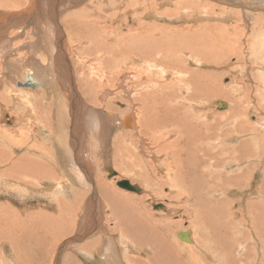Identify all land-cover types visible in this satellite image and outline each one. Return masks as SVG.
<instances>
[{"label": "rangeland", "instance_id": "rangeland-1", "mask_svg": "<svg viewBox=\"0 0 264 264\" xmlns=\"http://www.w3.org/2000/svg\"><path fill=\"white\" fill-rule=\"evenodd\" d=\"M70 1L74 2L77 0H70ZM80 1L79 4L75 3V5H73L74 8L66 11L64 6L66 4V1L61 0L58 3V5H54L53 10L51 11V15L53 14L54 15L51 17V15H49V2L52 3L53 1L44 0L42 9L43 12L45 11L46 15L44 14L45 17H43L42 15L41 21H39L38 19L37 27H35L32 22V19L34 17L32 16H30V18L27 17V21L24 22L25 19L23 18H25L28 15V13H22L20 15L16 14L18 16L14 15L15 13H19L27 9L30 6L29 4H31L32 0H12V1L8 0V4H6V6L4 5L5 7L1 5V0H0V42L5 40L6 38L11 40L9 46L14 51L17 48L19 50L25 48L26 47L25 45L32 46L37 42L38 39L41 41V36L43 31L45 32L47 38L49 39L51 38V41L56 39V33L54 28L59 26L61 31L60 33L62 34V35L60 34L61 36L59 35L60 36L59 40L65 45V48L63 49V53H66L65 54L66 57L61 53H58L59 55L57 54L58 56L62 55V57L60 56V59L64 61L63 62L61 60L63 62L64 67L66 66L65 67L66 70L63 67H61L62 69L61 71L59 70L60 72L59 74L62 75L59 76V78L61 77L60 81L62 80L61 85H63L62 87L68 93L67 95L71 105H74V103L77 102L83 103L82 104L83 106H81L82 111L80 110V117L78 119L75 116L76 112L73 111V108L72 109L70 108V111H68L70 117H72L69 119L71 122H69L68 124V126L70 125L68 131L71 135V136L69 135V137H72V139H74L75 132H77L78 143H79V144L77 143V147L79 145L78 149L82 148L81 153L78 154H76L75 152L73 153V158L75 159L77 158L76 159L77 163H79L78 160L80 158L81 163H84L83 165L86 164L87 166H89V168L87 167L84 170L83 168L79 169L77 166H73L71 163H68L66 159L65 162L59 159L62 168H60V164L58 166V161H57L58 159H56V156L51 152L52 150H56L58 153V150L56 148L57 143L55 142L56 141L55 135L53 134V129H52V127L55 126L52 125L54 124L53 123L54 119L52 121V115L50 116L52 111L54 112V109L56 110V107L58 105L56 99L57 95H55V93L57 94V92L54 91L53 89H49L48 90L49 94L47 95L48 100H47L46 99L47 97L44 98L39 91L36 90L35 92L33 87H21L18 86L17 84L14 85L12 80H7L6 82H8L9 84L6 83L5 85L4 84L5 82H2L3 77H4L3 79H6V77L2 74L5 71V67L3 64L4 58H2V56L0 55V81H1L0 132H5L4 135L7 138V140L4 139L6 143L0 145L4 147L8 146L7 155L9 156L10 159L9 162L15 160L16 157L20 159L21 157H23V155H27L24 153L31 151L33 153L31 154L36 158V160L40 161L42 164L41 172H43L44 170L43 167H45V169L47 167L48 169L51 170L50 173L51 175L52 165H57V168L60 171L68 172L65 173L68 177H70V182L74 185L73 186L74 188L70 186V188L67 189L68 185L65 182L66 183L65 188L67 189L65 193H73L76 196L78 195L77 192L82 193L83 190L88 191V196H87L88 200L86 202L85 207L82 201L81 212L79 213V211L76 210L77 212H75L74 218L71 219V224H73V220L77 221L76 229H74L72 233L71 232L68 233L69 236L71 235L70 237H66L68 236V234L65 235L66 237L65 239L74 240L73 241L74 243H72L71 245H68L67 243L65 245V248L63 246V251L61 252L60 248L57 247L59 243H57V245L55 243L53 244L56 235L60 234L58 231L61 228V224L59 223V221H57L58 218L56 214L53 215L46 211H42L41 214H38L37 221L35 223L33 222L29 223L28 228L26 229L24 248L20 246L21 238L18 236V234L20 228H22L23 220H21V217L19 216L17 210L24 211L25 209L22 206L21 198L17 196L18 194L17 190L15 189L8 190L7 186L0 185L1 191L4 192L9 191L8 194L5 193L0 194V203L4 207H6V211H8L9 213L11 211L10 215L7 214L3 219H1L2 222L0 220V243L3 244L6 241L10 242V238H11L14 240L13 245L15 249L14 250L15 252L10 251L11 242L5 243L3 249L0 250V257H1L0 260L6 261V259L4 258L6 257L7 259L10 260L11 264H55L56 262H52V259H50V254L52 253L54 254L57 252V254L56 255L54 254V256L55 258H58L59 264L61 263L67 264V260L65 259V257L68 258V264L74 261L76 262V264L79 263L106 264L107 262H109L108 264H115V263L118 264V261L119 264H140V263L146 264L148 262H150L149 264H161L160 260L157 258L161 255L156 257L155 254H159V252L160 253L167 252L166 250L169 249L170 251L173 250L175 253H177L178 251L181 254V259L183 260L184 264H226L228 263L227 261L228 254H230L231 260L233 261L231 262V264H233L235 260L236 262L234 264L236 263L248 264V262L249 264H256V263L264 264V249L262 248L263 246L260 247L261 244L259 246H257L256 244V241L260 242L263 239L260 240L257 239L256 235L253 232V227H254L253 214L258 208H260V207H256L257 204L256 198H258L256 193L257 190H259V187L262 188L261 194L262 195L264 194V136H263L264 135V87H263L264 68H262V65L264 66V44H263L264 30L261 31V29H259L258 26L254 28L256 23L255 18L258 19V17L261 16L263 17L262 20L264 22V0H239V1L225 0V2L224 0H219V2L218 0H80ZM122 1L124 2L126 1V2L124 3ZM130 2L133 3L129 5L128 3ZM174 2H177L178 5H174ZM237 3L240 6L237 5ZM111 4L113 6L115 5L113 7L114 9L113 8L111 9L112 7ZM127 4L129 5V7H127ZM108 7H110V10L108 9ZM156 7L157 10H154ZM146 8H148L149 10H146ZM168 9L171 10L175 9L174 10L175 12L168 11L170 15L172 14L171 16L162 17L156 15L157 12H164L165 10ZM83 10L88 12V14L90 15L88 17H84V20L85 18H87V20L92 18L101 19L102 25L104 26V30L106 31V33L101 34L102 28L100 30L99 27L94 25V26H90V29L89 27L86 28L85 32H83L82 36L83 39L85 40H82L81 42H80L81 39L79 41L73 40L68 33V29L66 28V19H67L66 17L67 15L70 16L72 13L77 14ZM85 11L83 14L86 16ZM104 11L107 13L104 14ZM113 13H115L116 15ZM112 14L115 15V19L118 21L115 20L113 21L114 23L110 21V16H112ZM48 16L51 18H49ZM179 18H181V20ZM18 20L19 22L21 20L22 21L18 23ZM54 21L57 22L58 26H55ZM111 24L113 25L111 26ZM228 24L232 25L231 30L233 33L235 31L234 33L235 38L239 42L237 43L239 45L241 44L240 47L238 48L239 55L237 54V56L234 54H228L224 58H222L219 62H203L205 65L204 64L202 65V63L201 65H199V63H193L192 61L189 63L185 62L188 57L187 54L185 55L179 54V58L177 57V59L173 55H170L174 53V46L172 45L171 49H169L170 51L168 50V55H169L168 57H170L171 59L170 61L172 63L168 64L167 66L166 63H157L154 60L145 59V56L149 55V53L143 51L145 48L149 50L152 47L155 49V51L160 50L159 48H161L160 47L161 44H159V48H156L154 44L160 43V41H162L161 39H159V37H161L162 34L167 33L168 39L175 36L174 32L169 31L168 27L173 29L176 28L187 29L188 27H191L196 31L198 30L200 34L207 35L211 25H214V27L218 28V30L221 31L222 29H224L221 26H226ZM74 25L75 24H70L71 27H74ZM145 25H147L146 27L148 29H145L146 31L141 30V27ZM37 28L39 30L38 32L39 35L36 34V32L38 31ZM236 29H238V31H236ZM113 32H118L117 36H119L118 37L119 39L117 38L113 39L114 37H117L115 34L113 35L114 37L112 36L113 38L110 37V35ZM183 32L184 31L177 32L179 39H181L184 36ZM260 32H263V36L259 35ZM190 35L192 34H188L185 36H190ZM240 36H242V38H240ZM141 37H146V38L150 37L151 40L147 39L146 41H144V43L143 40H145V38L140 40L139 42L135 40V38H141ZM133 40L136 41V43H138L137 45L139 46L140 51L136 53L130 51V55H129V53L127 52V47L132 45L130 43H133ZM99 41L106 42L108 44V48L107 47L103 48V46L94 47L95 43H99ZM41 46L42 48L45 47V45L42 42H41ZM39 48L41 50V47ZM123 48H126V50L123 51L122 50ZM24 50L25 49H23V51ZM80 52L83 54H80ZM95 52L97 53V55ZM20 53H24V52H22L21 50ZM43 53H41V51L35 53L37 54L35 55V57L38 55L40 57L42 56L39 59L40 63H43L44 61L48 62L49 60L46 51H43ZM55 54L56 51L54 55ZM138 54H141V57H137ZM17 55H19L18 57H21L22 54H17ZM21 59H30V58H27V55L25 54L22 55ZM106 59L109 62H106ZM239 62H241L242 64H240ZM44 63L46 64V62ZM99 63H101L103 67L102 65L100 66ZM151 64L152 66H150ZM242 65L243 67H241ZM106 66H107V70L105 69L106 70L105 72L104 67ZM161 66L162 68H158ZM185 66L193 71L199 70L202 76L204 75L208 76L210 72L211 73L214 72L213 74L216 75L217 78H219L218 79L219 81H217L218 84L216 85L217 87L220 86L222 90H226L227 93L230 94L229 93L230 90L235 89L234 87L237 86L241 90V92H239L240 95L239 96L237 95L238 96L237 97L231 93L230 97L228 96L224 97V96H219L218 93L216 92L213 96H211V94L209 93H203V92L202 95H198L195 93L194 95L192 93L193 91L189 81L188 72L185 74L184 71L181 70ZM69 68L71 69V71L69 70ZM99 68L101 70L103 69L102 71L104 72H102ZM243 69H244V73L241 71ZM205 72L207 73V75ZM45 75H47L46 71H45ZM81 76L84 79L86 78L88 80L91 79V82L94 81V83L96 84L95 89L97 90L93 92L92 97H89L83 91L84 88L80 83ZM103 76H105L104 79ZM69 78H71V80L74 81L73 83L75 85L74 87L75 90H72L70 86L71 83L68 82L70 81ZM233 82H236V85L232 86ZM163 84H164V89H160L161 85ZM125 89L128 90L129 93H127ZM159 89L164 91L166 90L165 92H167V90L173 93L176 92L178 95L176 99L179 103H184V104L199 103L198 105L199 107H201V110H203L204 113L203 116L205 120L211 122L220 121L223 118L222 117L223 114L221 113V111L224 113L225 111H228L231 107L232 104L231 102H233V104L235 102L240 103L239 99H241L240 101L242 102L247 101L245 103H247L248 106L246 107L247 109L244 108L246 110L244 111V116L245 119L248 120L247 127L251 132L254 133V135H252L251 133H250L251 135L249 134L248 135L250 137H254V136L263 137V141H262L263 143L260 142L261 144L260 147L257 143V146L259 148H262V151L260 150L261 160L259 161L263 163L262 165L263 167H260L261 169L258 168L255 170L254 169L251 170L249 179L243 185L244 187L242 185H239L240 187L235 185L234 186L235 188L232 186L233 189H238L243 187L242 190H238V191H244V193L242 194L243 196H246L245 199L246 204L244 202L243 207L238 204V201L241 203H243V201L237 198V196L240 195L236 194V190H233V192L230 193L231 194L230 196L232 195L235 196L229 199V203L226 202L224 203L225 205L224 204H222V206L220 205V209L222 210L223 208L224 210V212L222 213L223 216L219 215L220 218L222 217L221 222L223 223L224 221L223 225L227 224L226 228L229 229L231 227V224L234 223L236 226L234 227L235 230L232 231L233 235L235 237L236 236L241 237V235H243L244 237L246 236L244 240L245 242L243 243L236 242L235 240H233L235 242L234 243L232 241L233 244H237V243H239L238 245L241 244L239 246V249L238 246L237 248H234L235 250L232 248L233 252L230 247H227L228 245L226 244V242H224L225 239V241L228 240L227 242L231 243L230 237L228 238L225 235V231L219 232L214 227L215 225L213 224L212 221L209 220L208 217L204 216V218H200L199 216H196L200 212V209L198 204H196L198 203V199H197L198 197L193 194V192L191 191L192 189L190 187L186 189L182 187L183 188L182 191L183 190L185 191H183V193H180L179 190L181 187L179 188L177 186L175 181L177 179L175 178V175H172L173 172L172 173L170 172L171 174L169 173L167 169V164L174 163L172 164L173 166H176V164L182 166L184 165L185 162V158H183L184 156L181 157L182 159L181 158H176L177 160L174 159L172 149H168L169 151L168 150L164 151L162 148L161 150H158L157 146L159 145L157 143V140H154L153 143L152 142L153 139L151 138L152 136L150 135V133H147L145 135L141 134L142 128L139 125L141 123V119H140L141 113L143 111L144 115L147 113V116H149L148 113H150V110L152 108L150 101H148V99L151 100L152 98L151 97L152 94L150 92H154L155 94L159 92ZM31 90L34 91L31 92ZM76 91L78 92V96L81 101L77 100L74 97L75 95L74 92ZM191 93L193 95H191ZM102 97L104 98L103 101H102ZM143 97L146 98L144 99ZM70 98L72 99V101ZM184 98L186 100H183ZM20 100L21 102L18 103ZM141 100L143 101L141 102ZM220 100L222 101L224 100L228 102L227 103L228 106L225 109H218L217 101ZM145 101L147 102L145 103ZM195 101H198V103ZM26 103H28V106L26 105ZM40 103L41 105L45 104V106H47L48 110L45 115L50 116V118H48L49 122L42 119L39 115ZM143 103L146 105H144ZM28 107L29 109H32L33 112L29 111ZM89 108H94L96 110H101L103 112H106L107 110V113L112 112L113 115L115 116L117 114L116 117L118 118L120 117V119L125 117V115L127 114L128 115L132 114L135 118L137 114L136 116L137 120L135 118L132 121L134 125H132L133 124L132 123L131 125H127V127L121 126L120 130H118L116 133H113L114 135L112 134L111 137L101 136L99 134L97 135L96 134L97 132H95L96 129L93 128L91 124L87 123L88 122L87 120L90 119ZM146 108L149 110H147ZM10 112L13 113L12 116H14L11 120L9 116L11 115ZM161 112H162L161 109H159L158 111H154L152 114H150V116L154 118L155 115L157 116L158 114H161ZM206 113L208 115H205ZM212 117L214 118L216 117V118L214 119ZM137 123H139L138 128L136 127L138 126ZM72 126H74V128ZM5 127L8 129V133L5 131L6 130ZM258 129L260 130V132ZM169 130L171 132H169ZM169 130L166 131V128H164L163 130L156 131L155 133L156 135H158V133L160 132V135L158 136H162L164 138V140L161 141V145L164 143H167V145H169L170 140L172 141V143L176 142L175 143L176 145H180L181 143L183 145L184 143L187 142L186 141L187 139L184 135L183 136L180 135V137L175 139L176 137V135L174 134L175 130H173L172 128L170 129V127ZM165 131L167 132V134H165L166 133ZM92 132H94L95 134ZM141 135L142 137H140ZM245 135L246 138H249L247 134ZM14 136H16V138ZM52 137L54 140L52 139ZM140 138H145L144 139L145 146H142V139ZM31 143L33 146L36 145L34 146V148L38 151L37 153L32 151ZM126 147L128 148L129 152L127 150V152L125 153L126 150L123 151V149ZM129 148H132L133 150ZM16 151L18 152V154ZM20 154L23 155L20 156ZM135 155L137 156L135 157ZM42 157L47 161L43 160ZM187 157L189 158L188 155ZM165 158H167L166 160L167 162L164 160ZM86 160H88L89 162ZM181 161L183 162V164L181 163ZM62 162L65 163V167H63L64 163ZM250 162L253 163V161ZM3 166L0 167V184H10L11 182L16 181L17 179L14 180L15 178L13 177V174L6 175L3 171V170L7 171V169L9 170H13V169L6 168L7 166L5 167ZM109 169L117 171L118 173L116 174V176L114 177H112L113 175L110 176V174L108 173L110 172ZM21 171H23V169H21ZM79 171L81 173L83 172L82 173L84 176L83 178H81ZM124 178L129 179L134 184H138L143 189V192L137 193L135 191H130L127 189L125 191L117 184L118 181ZM51 179H52V175L50 178H48V180ZM20 180L23 181L22 179ZM189 182L191 181H188V183ZM53 184H55V182L52 183V185ZM61 185L62 183L59 182L57 184V187H60ZM174 187L176 188L174 189ZM99 191L101 194L104 195L105 201L100 199ZM112 191H117V192L120 191L121 194L124 196L123 199H126L125 201H128V203H126L122 199V201H124L126 205V206L124 205L125 207L123 208L124 210L123 212L119 207L120 204H117L118 206H115L114 202H111V200H109L110 197L107 194L112 193ZM65 193L63 195V198L66 199ZM14 194L17 196V198H15ZM55 194H60V193L55 191ZM48 196H52V193L48 194ZM21 197H25L28 200H30L29 202L26 203V206H30L28 207L27 210L28 211L31 210L28 214L29 217L34 218L35 205L39 204L40 207H46L47 204L46 195H44L42 191L39 189L35 192H32V188L25 185H21ZM93 198L95 199L96 202H93ZM261 198H263V196H261ZM187 199H189L188 202H186ZM5 201L11 202L14 206L16 205L15 209L13 207H9L5 203ZM160 203L164 204L167 208L165 207V209H156L154 207L155 205ZM224 206H227L229 209L225 207V209H227L226 211L224 209ZM117 209L118 211L120 210L119 212H122L121 214L123 215L120 216V213L118 215ZM252 209L255 210L253 211ZM226 212L227 214H224ZM91 213L93 214L94 219L90 218L92 217ZM127 214H129V217L131 219L124 217V215ZM137 215L138 218L143 217L142 220L145 219L143 221L146 223L148 222L146 218H148L149 220L151 219L150 223L152 221L154 225L155 223L157 224L155 225V227L157 228V233L160 234L161 237L159 235V237L157 238L158 245L154 250H151V248H149L151 251H148L147 246L146 247L135 246V243L134 242L132 243V241L130 240L129 238L130 236L126 238V236L123 235L124 228L123 227L120 228V225L118 224L119 217H121V220H123V218L126 219L127 221L126 223H130L131 222L130 220L132 219L134 220V217L136 219ZM224 218L226 219L224 220ZM192 219H194V221ZM207 220H209V222ZM203 222H205V224ZM139 223L141 224L140 221ZM211 224H213L214 226H210ZM98 225L99 227L97 228V230H95V228ZM158 225L159 227H161V230L165 228L164 231L166 232L164 231L162 232L160 229H158L159 228ZM259 226L261 227L262 231H264V227H262L261 225ZM185 230L187 231L190 230L193 232L192 235H193L194 243H188L177 237L181 231H185ZM209 230L212 232H209ZM237 230L238 232H236ZM81 231L82 233H86V234H81ZM38 232L39 235H37ZM234 232H236L237 235H235ZM215 234L216 236H213ZM252 234L255 237H253ZM121 235L123 236V238H121L122 237ZM217 236H218V241L221 242L220 243L217 242L216 239V242L214 244V239L217 238ZM165 238L167 240L166 250L163 246L164 243L163 240H165ZM33 241L35 243H33ZM197 241H199V243ZM153 243L155 244L154 241ZM36 244H38V248ZM243 244H245L243 247L245 248L244 251L242 249ZM207 249L210 251H208ZM236 249H238V251ZM36 251H38V254L34 253ZM115 253L117 254V257L115 256ZM61 254L64 257V260L61 259ZM245 255L249 257H246ZM109 258H111V260ZM115 258L119 260L117 261L116 259V261L114 262ZM247 258L250 260H248ZM137 259L138 260L140 259L139 261L142 262L139 263V261H136ZM53 261L56 260L54 259ZM240 261L241 263H239Z\"/></svg>", "mask_w": 264, "mask_h": 264}, {"label": "bare ground", "instance_id": "bare-ground-1", "mask_svg": "<svg viewBox=\"0 0 264 264\" xmlns=\"http://www.w3.org/2000/svg\"><path fill=\"white\" fill-rule=\"evenodd\" d=\"M10 1V0H9ZM12 1V0H11ZM53 1L52 3L49 2V15H51V11L53 10V7L54 5H58V3L61 1V0H51ZM66 1V4L64 5L65 6V10L68 11V10H71L72 8H74L73 5H75V3L79 4V1L80 0H77V1H70V0H65ZM235 1H239V0H235ZM43 2L44 0H32L31 4H29L30 6L19 12V13H15L14 15L18 14H22V13H28V15L23 18L25 19L24 22L27 21V17L30 18V16L34 17L32 19V22L34 24L35 27H37V21L39 19V21H41L42 19V15L43 17H45V11L43 12ZM81 2V1H80ZM124 2V1H122ZM126 2V1H125ZM124 2V3H125ZM168 2H171V1H168ZM181 2V1H180ZM195 2V1H194ZM219 2V0H218ZM225 2V0H224ZM18 3V2H17ZM110 3V2H109ZM131 3L133 2H130L128 3L129 5H131ZM138 3V2H137ZM166 3V2H165ZM182 3V2H181ZM8 4V0H1V5H5ZM11 4V3H9ZM123 4V3H122ZM127 4V7H129V5ZM198 4V3H197ZM222 4V3H221ZM245 4V3H244ZM243 4V5H244ZM261 4V3H260ZM71 5V6H70ZM106 5V4H105ZM120 5V4H119ZM126 5V4H125ZM174 5H178L177 2H174ZM204 5V4H203ZM234 5V4H233ZM237 5H239L237 3ZM242 5V4H241ZM4 6V7H5ZM10 6V5H9ZM79 6V5H78ZM109 6V4H108ZM111 9L115 6H113L111 4ZM137 6V5H136ZM193 6V5H192ZM227 6V5H226ZM240 6V5H239ZM14 7V6H12ZM33 7V8H32ZM76 7V6H75ZM139 7V6H138ZM107 8V7H105ZM201 8V7H200ZM241 8V7H240ZM108 9L110 10V7H108ZM114 9V8H113ZM31 10V11H30ZM102 10V9H101ZM146 10H149L148 8H146ZM154 10H157V7L154 9ZM152 10V11H154ZM175 10V9H174ZM174 10H171V9H168V10H165L164 12H157L156 15H159V16H171L170 13L168 11H173L175 12ZM30 11V12H29ZM85 10L83 11H80L79 13L77 14H74L72 13L70 16L67 15V19H66V28L68 29V33L69 35L71 36V38L73 40H76V41H79L80 39V42L82 40H85L83 39V32H85V29L89 27L90 29V26H94L96 25L97 27L102 28V33H106V31L104 30V26L102 25V21L101 19H97V18H92V19H88L85 18L84 20V17H88L90 16L88 14V12L85 11L86 13V16L83 14ZM103 11V10H102ZM106 11V10H105ZM104 11V14L107 13ZM138 11V10H136ZM151 11V12H152ZM77 12V11H76ZM117 12V11H116ZM172 12V13H173ZM71 13V12H70ZM101 13V12H100ZM103 13V12H102ZM119 13V12H118ZM153 13V12H152ZM198 13V12H197ZM256 13V12H255ZM45 14V15H44ZM94 14V13H93ZM115 14V13H113ZM110 16V21L112 23H114L113 21H115V15ZM122 14V13H120ZM166 14V15H165ZM16 15V16H18ZM48 15V14H47ZM54 15V14H53ZM51 15V17L53 16ZM119 15V14H117ZM146 15V14H145ZM154 15V16H156ZM226 15V14H225ZM229 15V14H228ZM227 15V16H228ZM121 16V15H120ZM119 16V17H120ZM251 16V15H250ZM253 16V15H252ZM259 16V15H258ZM49 17V16H48ZM49 17V18H51ZM117 17V16H116ZM118 17V18H119ZM131 17V16H130ZM136 17V16H135ZM198 17V16H197ZM213 17V16H212ZM239 17V16H238ZM20 18V17H19ZM99 18V17H98ZM109 18V17H108ZM139 18V16H138ZM263 17H258L255 18V26L254 28H256L258 26L259 29L264 30V22L262 20ZM48 19V18H47ZM181 20V18H179ZM195 19V18H194ZM257 19V20H256ZM45 20V19H44ZM56 20V19H55ZM149 20V19H148ZM240 20V19H239ZM22 21V20H21ZM20 21V22H21ZM109 21V22H110ZM118 21V20H116ZM221 21V20H220ZM19 20H18V23H20ZM55 22V26H58L57 22ZM30 23V21H29ZM123 23V22H122ZM219 23V22H218ZM245 23V21H244ZM248 23V22H247ZM70 24H75L74 27H71ZM206 24V23H205ZM41 25V24H40ZM113 24H111L112 26ZM200 25V24H199ZM147 25L145 26H142L141 27V30H145V29H148L146 27ZM154 26V25H153ZM152 26V27H153ZM207 26V25H206ZM221 26V25H220ZM22 27V26H21ZM25 27V26H24ZM222 29L221 31L218 30V28L214 27V25H211L210 26V30L208 31L207 35H202L199 33V31L191 28V27H188L187 29L186 28H181V29H173V28H169V31L171 32H174L175 36H173L172 38H169L168 39V35L167 33H164L162 34L161 37H159V39H161L162 41H160V43H156L154 44V46L156 48H159V44H161V48H159L160 50H156L154 48L151 47V49H144L143 51L149 53L148 56H145V59H149V60H154L156 61L157 63H166V66L170 63H172L170 60V57H168V50L171 49L172 45L174 46V53L170 54V55H173L174 57H177L179 58V54L181 55H185L187 54V60L185 62H193V63H199V65H202L204 64L203 62H219L222 58H224L226 55L228 54H234L237 56V54L239 55L238 53V48L240 47V45L238 44L239 42L236 40L235 38V31L234 33L232 32L231 28H232V25H226V26H221ZM161 28V27H160ZM253 28V29H254ZM26 29V28H25ZM43 29V28H42ZM55 29V33H56V39L52 40L51 41V38H47L45 32L43 31L42 32V36H41V41L38 39L37 42L34 44V45H25L23 49H25L22 52L24 53H20L21 50H19L18 48L14 51L11 49V47L9 46V43H11V40L9 39H5L3 41L0 42V55L2 56V58H4V67H5V71L4 73H2L6 79H3L2 78V82H5L4 84L6 85V82L7 80H12L13 81V84L14 85H18V86H21V87H33L35 92L36 90L39 91L41 93V95L45 98L47 97L46 99L48 100V90L49 89H53L54 91L57 92V94L55 93L56 96V99H57V107H56V110L54 109V112L52 111V113L50 114V116L52 115V121L54 119V124L52 125H55L54 127H52L53 129V134L55 135V142L57 143V150H58V153L56 150H52L51 152L56 156V159H58V166L59 164L61 163L59 161V159H61L62 161L65 162V159L68 163H71L73 166H77L79 169L80 168H83V170L85 168H89V166H87L86 164L83 165L84 163H81V160L79 158L78 162L80 163H77V158H73V153L75 152L76 154L78 153H81V149H78L79 148V145L77 147V143H78V133L75 132V137L74 139H72V137H69L70 133H69V122H71L69 119L72 118L70 117V114L68 111H70V108L72 109L73 108V111L76 112L75 116L76 118L78 119L80 117V110L82 111V108L81 106H83L81 102H77V103H74V105H71L70 101H69V98H68V93L66 92V90L62 87L63 85H61V82L62 80L60 81V78L59 76H62L60 75L59 73V70L61 71V67H64L63 65V60L60 59V56L62 57V55H65L66 53H63V49L65 48V45L59 40L60 36L62 35L60 32V28L59 26L54 28ZM240 29V28H239ZM38 30V28H37ZM52 30V29H51ZM193 30V31H192ZM255 30V29H254ZM28 31V30H27ZM140 31V30H139ZM146 31V30H145ZM183 32V37L181 39L178 38V34L177 32ZM236 31H238V29H236ZM24 32V31H23ZM39 30L36 32V34L39 35ZM159 32V31H158ZM197 32V34H196ZM34 33V32H33ZM117 33L118 32H113L110 37L113 38L114 34L117 36ZM160 33V32H159ZM29 34V33H27ZM35 34V35H36ZM61 34V35H60ZM188 34H192L190 36H185V35H188ZM60 35V36H59ZM107 35V34H106ZM147 35V34H146ZM259 35H262L263 36V32H260ZM27 36V35H26ZM109 36V35H108ZM113 36V37H112ZM148 36V35H147ZM38 37V36H37ZM40 37V36H39ZM119 36L117 37H114L113 39L118 38ZM123 37V35H122ZM62 38V37H61ZM143 40V43L144 41H146L147 39L148 40H151L150 37H141V38H135L136 41H140L142 39ZM240 38H242V36H240ZM35 39V37H34ZM67 39V38H66ZM93 39V38H91ZM98 39V38H97ZM102 39V38H101ZM33 40V39H32ZM104 40V39H103ZM111 40V39H110ZM88 41V40H87ZM124 41V40H123ZM136 41L133 40V43H130L132 45H130L129 47H127V52L129 53L130 55V51H132L133 53H136V52H139V46L137 45L138 43H136ZM170 41V42H169ZM240 41V40H239ZM41 42L45 45L44 48H42L41 46ZM90 42V41H89ZM116 42V41H115ZM238 42V43H237ZM78 43V42H77ZM91 43V42H90ZM142 43V42H141ZM254 43V41H253ZM262 43V42H260ZM263 44H264V40H263ZM81 45V44H80ZM126 45V44H125ZM103 46V48H108V44L106 42H102V41H99V43H95V46L94 47H101ZM117 46V45H116ZM19 47V46H18ZM41 47V50L40 48ZM113 47V46H112ZM111 47V49H112ZM243 47V46H242ZM62 48V49H61ZM86 49V48H85ZM84 49V50H85ZM78 50V49H77ZM100 50V49H99ZM123 51L126 50V48H123L122 49ZM41 51V53H43V51H46L47 53V56L49 57L48 59V62L47 61H44L46 62V64L43 62V63H40L39 59L42 57H40L39 55L35 57V54L36 52H39ZM56 51V54L54 55ZM113 51V50H112ZM115 51V50H114ZM170 51V50H169ZM261 51V50H260ZM76 52V51H75ZM82 52V51H81ZM80 54H83L81 53ZM111 52V50H110ZM58 53H61L62 55L58 56L59 54ZM96 53V52H95ZM107 53V52H106ZM115 53V52H114ZM17 54H22V55H27V58H30V59H21L22 58V55L21 57H18L19 55ZM44 54V53H43ZM58 54V55H57ZM85 54V53H84ZM158 54V55H157ZM17 55V56H16ZM57 55V56H56ZM97 55V53H96ZM109 55V54H108ZM104 56V54H103ZM107 56V55H105ZM15 57V58H14ZM46 57V56H45ZM66 57V55H65ZM102 57V56H101ZM110 57V56H109ZM137 57H141V54H138ZM55 58V59H54ZM108 58V57H107ZM125 58V57H124ZM132 58V56H131ZM47 59V58H46ZM99 59V58H98ZM123 59V58H122ZM134 59V58H133ZM142 59V58H141ZM144 59V60H145ZM59 60V61H58ZM63 62H62V61ZM117 60V59H116ZM126 60V59H125ZM128 60V58H127ZM138 60V59H137ZM100 61V60H98ZM136 61V60H135ZM166 61V62H165ZM173 61V60H172ZM181 61V60H180ZM39 62V63H37ZM102 62V61H101ZM106 62H109L107 59H106ZM137 62V61H136ZM139 62V61H138ZM147 62V61H146ZM155 62V63H156ZM103 63V62H102ZM122 63V62H121ZM240 64H242L241 62H239ZM86 64V63H85ZM105 64V63H104ZM113 64V63H112ZM131 64V63H130ZM149 64V63H148ZM238 64V63H237ZM239 64V66H240ZM57 65V66H56ZM99 65L101 66L102 64L99 63ZM188 65V64H187ZM205 65V64H204ZM69 66V64H68ZM112 66V65H111ZM121 66V65H120ZM152 66V64L150 65ZM149 66V67H150ZM214 66V65H213ZM232 66V65H231ZM71 67V66H70ZM103 67V65H102ZM211 67V66H210ZM243 67V65L241 66ZM110 68V67H109ZM158 68H162L161 67H158ZM240 68V67H239ZM262 68H264V66L262 65ZM100 69V68H99ZM107 70V66L104 67V71L106 72ZM66 70V69H65ZM69 70L71 71V69L69 68ZM101 70V69H100ZM103 70V69H102ZM101 70V71H102ZM181 70L184 71V73L186 74L188 72L189 74V81H190V84H191V87H192V93L194 94H198V95H202V92L203 93H209L211 94V96H213L216 93H218L219 96H228L230 97L231 93L234 95V96H239V92H241L240 88L239 87H234L235 89H231L230 90V94L227 93L226 90H222L220 88V86H216L218 84L217 81H219L217 78L216 75H214L213 73L214 72H210L208 74V76H205L204 73L202 76L201 73L199 72V70H196V71H193V70H190L189 68H187L186 66L184 68H182ZM247 70V69H246ZM45 71L47 72V75H45ZM100 71V72H101ZM102 71V72H104ZM138 71V70H137ZM205 71V70H204ZM243 73H244V69L241 70ZM64 72V71H63ZM66 72V71H65ZM86 72V71H85ZM152 72V71H151ZM202 72V71H201ZM246 72V71H245ZM58 73V74H57ZM92 73V72H91ZM108 73V72H107ZM157 73V72H156ZM206 73V72H205ZM62 74V73H61ZM66 74V73H65ZM142 74V73H141ZM147 74V73H146ZM145 75V74H144ZM207 75V73H206ZM261 75V73H260ZM65 76V75H64ZM71 76V75H70ZM124 76V75H123ZM127 76V75H126ZM84 77V76H83ZM87 77V76H86ZM105 76H103V79H104ZM205 77V78H204ZM89 78V77H88ZM99 78V77H98ZM123 78V77H122ZM262 78V77H261ZM31 80V85H28L27 84V81L28 80ZM63 79V78H62ZM70 81H68L69 83H71V88L72 90H75L74 87V81L71 80V78H69ZM16 81V82H14ZM162 81V80H161ZM193 81V83H192ZM236 81V80H235ZM103 82V81H102ZM80 83L82 85V87L84 88L83 91L89 96V97H92V94L93 92H95L97 89H95L96 87V84L93 82H91V79L88 80L87 78L84 79L82 78V76L80 77ZM234 83V84H233ZM232 83V86L236 85V82H233ZM9 84V83H8ZM0 85H1V81H0ZM204 85V86H203ZM263 85V84H262ZM147 86V85H146ZM216 86V87H215ZM202 87H205V88H202ZM264 87V85H263ZM48 88V89H47ZM190 88V87H189ZM188 88V89H189ZM219 88V89H218ZM226 88V87H225ZM143 89V88H142ZM160 89H164V84L161 85V88ZM159 89V92L155 93L154 92H150L152 94V98L151 100L148 99V101H150V104L152 106L151 110H150V113L149 116H147V113L144 115V112L142 111L141 113V123H137V125L139 124L140 127L142 128V132L141 134L142 135H145L147 133H150V135L152 136L151 138L153 139V143H154V140H157V143L159 146H157V149L158 150H161V148L165 151V150H168V149H172L173 150V157L174 159L176 158H181L182 156H184L183 158H185V162H184V165L180 166L179 164H176V166H173L172 164L174 163H169L167 164V169L169 171V173L173 172L172 175H175V178L177 180L176 181V184L177 186L180 188L179 192L180 193H183V188H188L190 187L193 192V194L195 196H197L196 198L198 199V206H199V209H200V212L198 213V215L196 216H199L200 218H204L205 217H208L210 221L213 222V224H211L210 226H214L219 232L220 231H225V235L229 238L230 237V240H231V243H228L227 241H225L224 239V242H226V244L228 245L227 247H230L232 252H233V249L234 248H237L238 246V249H239V246L241 245H238L239 243L237 244H233L232 241L235 240L236 242H240V243H243L245 242V238L246 236L244 237L243 235L240 236H234L233 235V232L235 230V224H231V229H227L226 226L227 224L223 225V223L221 222V218L219 217L220 216H223L222 213L224 212L223 208L222 210L220 209V205L222 206V204L224 203H229V199H231V197L235 196V195H232L230 196L231 192H233V190H236V194L240 195V196H237V198L239 200H242L243 203L239 202L238 201V204L240 206L243 207L244 205V202L246 201V196H243L242 193H244V191H238V190H242L243 189V185L247 182V180L249 179V175L251 173V170H255V169H258L260 167H263V163L259 160H261V151H262V148H259L260 147V142L263 141V137L262 136H254V137H250L249 135H254L253 132H251L249 130V128L247 127V122L248 120L245 119V116H244V111H246L245 109H247L246 107L248 106L247 101L245 102H242L240 101L241 99H239V102H235L233 104V102H231V107L228 111H225L221 113L223 114V118L220 120V121H215V122H211V121H207L205 120L204 118V113H203V110H201V107H199V103L198 101H195L197 102L198 104H192V103H189V104H184V103H179L176 99V97L178 96L176 92H171L169 90H167V92H165L164 90H160ZM18 90V89H17ZM34 90H31V92H33ZM126 90V89H125ZM130 90V89H129ZM153 90V89H152ZM171 90V89H170ZM191 90V89H190ZM13 91V90H12ZM27 91V90H26ZM127 93H129L128 90H126ZM173 91V90H172ZM177 91V90H176ZM261 91V90H260ZM29 92V93H31ZM50 92V91H49ZM148 92V91H147ZM75 95L74 97L81 101L79 99V96H78V92H74ZM191 93V95H193ZM238 93V94H237ZM7 94V93H6ZM81 94V93H80ZM146 94V93H145ZM194 94V95H195ZM70 95V93H69ZM73 95V94H72ZM232 95V97H233ZM145 96V95H144ZM147 96V95H146ZM237 96V97H238ZM19 97V96H18ZM71 97V96H70ZM148 97V96H147ZM199 97V96H198ZM201 97V96H200ZM204 97V96H203ZM5 98V97H4ZM94 98V97H93ZM144 98V97H143ZM142 98V99H143ZM146 98V97H145ZM144 98V99H145ZM149 98V97H148ZM206 98V96H205ZM31 99V98H30ZM71 99V98H70ZM143 99V100H144ZM189 99V98H188ZM219 99V98H218ZM13 100V99H11ZM95 100V99H93ZM104 100V98L102 97V101ZM141 100V102L143 101ZM183 100H186L185 98ZM200 100V99H199ZM237 100V99H236ZM235 100V101H236ZM15 101V100H14ZM13 101V102H14ZM34 101V100H33ZM72 101V99H71ZM190 101V100H189ZM222 101V100H220ZM21 100L18 102L20 103ZM27 102V101H26ZM50 102V101H48ZM93 102V101H92ZM147 101H145L146 103ZM191 102V101H190ZM193 102V101H192ZM223 102L225 103L224 104V108L222 109H225L227 106H228V102L224 101ZM149 103V102H148ZM187 103V102H185ZM31 104V103H30ZM43 104V103H42ZM144 104V103H143ZM149 104V105H150ZM230 104V103H229ZM17 105V104H16ZM26 105L28 106V103H26ZM49 105V104H48ZM54 105V104H53ZM146 105V104H144ZM21 106V105H20ZM56 106V105H55ZM109 106V105H108ZM142 106V105H141ZM250 106V104H249ZM30 107V105H29ZM28 107V109H29ZM38 107V106H37ZM217 107L218 109H221L220 108V102L217 101ZM27 108V107H26ZM36 108V106H35ZM34 108V109H35ZM135 108V107H134ZM245 108V109H244ZM14 109V108H12ZM90 109V119H88L87 123L88 124H91V126L93 128L96 129L95 132H97L96 134L98 135H101V136H109L111 137L113 133H116L118 130H120V127L121 126H125L127 127V125H131L133 122V120L136 118L137 120V114L134 118V116L132 114L130 115H125V117H123L122 119H120V117H116L115 115H113L112 112L110 113H107V110L106 112H103L101 110H96L94 108H89ZM88 109V110H89ZM105 109V108H104ZM142 109V108H141ZM147 109V108H146ZM159 109H161V114H158L157 116L155 115L154 118L150 116V114H152L154 111H158ZM47 106L44 105H41L40 103V110H39V115L42 119H44L45 121H48V118H50V116H46V112H47ZM149 110V109H147ZM29 111L33 112L32 109H29ZM136 111V110H135ZM148 112V111H147ZM112 113V114H111ZM247 113V112H246ZM4 114V113H3ZM11 115L10 116V120L14 117L12 116L13 113L10 112ZM5 115V114H4ZM26 115H29V114H26ZM205 115H208L207 113ZM246 115V114H245ZM31 116V115H30ZM37 116V115H36ZM88 117V116H87ZM16 118V117H15ZM214 118V117H212ZM216 118V117H215ZM214 118V119H215ZM26 119V118H25ZM210 119V118H209ZM135 120V121H136ZM23 121V120H21ZM26 121V120H25ZM262 121V120H261ZM16 122V121H15ZM19 122V120H18ZM49 122V121H48ZM75 124V123H74ZM134 125V123L132 124ZM136 126L137 128L139 127ZM249 126V125H248ZM74 128V126H72ZM169 127L170 129L172 128L173 130H175V139H177L178 137L181 136H185L186 137V143H184L182 145V143L180 145H176L175 143H172V141L170 140V143L169 145H167V143H164L161 145V141L164 140V138L162 136H158L160 135V132L158 133V135H156V131H159V130H163L164 128H166V131L169 130ZM250 127V126H249ZM6 128V127H5ZM42 128V127H41ZM136 130V129H135ZM134 130V131H135ZM259 130V129H258ZM7 133H8V129L6 128L5 130ZM41 131V130H40ZM76 131V130H75ZM165 131V132H166ZM18 132V131H17ZM50 132V131H49ZM139 132V131H138ZM164 132V131H163ZM169 132H171L169 130ZM249 132V133H248ZM260 132V130H259ZM258 132V133H259ZM94 133V132H92ZM251 133V134H250ZM5 132H0V144H3V143H6L5 140H7L6 136L4 135ZM52 134V135H53ZM95 134V133H94ZM163 134V133H162ZM167 134V132L165 133ZM173 134V135H174ZM245 134H249V138H246V135ZM260 134V133H259ZM22 135V134H21ZM114 135V134H113ZM142 135L140 137H142ZM71 136V135H70ZM171 136V135H170ZM264 136V135H263ZM145 137V136H144ZM150 137V136H149ZM174 137V136H173ZM172 137V138H173ZM108 138V137H107ZM166 138V137H165ZM5 139V140H4ZM53 139V137H52ZM115 139V137H114ZM142 139V146H145V138H140ZM167 139V138H166ZM39 140V139H38ZM42 140V138H41ZM54 140V139H53ZM182 140V139H180ZM29 141V140H28ZM110 141V140H109ZM27 142V141H26ZM52 142V141H51ZM138 142V141H137ZM151 142V143H152ZM183 142V141H182ZM36 143V142H35ZM40 143V142H39ZM47 143V141H46ZM148 143V142H147ZM257 143L259 145V147L257 146ZM263 143V142H262ZM25 144V143H24ZM51 144V143H50ZM79 144V143H78ZM119 144V143H118ZM139 144V143H138ZM20 145V144H19ZM22 145V144H21ZM1 146V145H0ZM31 149L32 151H34L35 153H37L38 151L34 148V146L36 145H32L31 143ZM45 146V144H44ZM114 146V145H113ZM3 147V150H4V146H1ZM13 147V146H12ZM49 147V146H48ZM17 148V146H16ZM20 148V147H19ZM26 148V147H25ZM30 148V147H28ZM38 148V147H37ZM112 148V147H111ZM138 148V147H137ZM148 148V147H147ZM24 149V148H22ZM39 149V148H38ZM51 149V148H50ZM129 149H132V148H129ZM20 150V149H19ZM108 150V149H107ZM119 150V149H118ZM126 150V151H125ZM128 148H124L123 151H125V153L127 152ZM133 150V149H132ZM261 150V151H260ZM12 151V150H11ZM26 151V150H25ZM101 151V150H100ZM136 151V150H135ZM139 151V150H138ZM141 151V150H140ZM169 151V150H168ZM17 152V151H16ZM30 152V153H29ZM29 152H26L24 154H27V155H23V154H20V156L23 155V157H21L20 159L18 157H16L15 160L9 162V156L7 155L8 153L5 154V152L3 151H0V167L4 166H7L6 168H12L13 170H9L7 169L6 170H3L4 173L7 175H10V174H13V177L15 179H17L18 181H21L20 179V176L21 175H30L31 174H35L37 173L38 171L41 172V162L36 160V158L32 155L33 153L31 151ZM43 152V151H42ZM129 152V150H128ZM133 152V151H132ZM32 153V154H31ZM143 153V152H142ZM14 154V153H13ZM12 154V155H13ZM18 154V152H17ZM123 154V153H122ZM144 154V153H143ZM32 155V156H31ZM129 155V154H128ZM127 155V156H128ZM141 155V154H139ZM187 155L189 156V158L187 157ZM82 156V155H81ZM134 156V154H133ZM137 155H135L136 157ZM82 158V157H81ZM84 158V157H83ZM132 158V157H131ZM134 158V157H133ZM140 158V157H139ZM138 158V159H139ZM93 159V158H92ZM182 159V158H181ZM181 159H178V160H181ZM133 160V159H132ZM135 160V159H134ZM165 161L167 160V158L164 159ZM163 160V161H164ZM177 160V159H176ZM175 160V161H176ZM47 161V160H46ZM88 161V160H86ZM84 161V162H86ZM162 161V162H163ZM250 161H253V163H251ZM33 162H39V165L34 167L33 165ZM49 162V161H48ZM62 162V163H64ZM89 162V161H88ZM87 162V163H88ZM167 162V161H166ZM146 163V162H145ZM165 163V162H164ZM177 163V162H175ZM181 163L183 164V162L181 161ZM37 164V163H36ZM122 164V163H121ZM130 164V163H128ZM151 164V163H150ZM71 165V166H72ZM161 165V164H160ZM139 166V165H138ZM166 166V165H165ZM24 167V168H22ZM63 167H65V163L63 165ZM151 167V166H150ZM172 167V168H171ZM175 167V168H174ZM60 168L61 167V164H60ZM129 168V167H128ZM21 169H23V171H21ZM43 172L42 173H45L46 177L47 178H50L51 175V170L48 169L46 167H43ZM261 169V168H260ZM91 170V169H90ZM110 172H108L111 175H113L112 177L116 176V174L118 173L117 171H114V172H111V169H109ZM259 171V170H258ZM22 173V174H21ZM83 173V172H82ZM80 171H79V174L81 176V178H83V174H82ZM170 173V174H171ZM6 177V176H5ZM7 178V177H6ZM28 178V177H27ZM46 178V179H47ZM116 178V177H115ZM125 179V178H124ZM7 180V179H6ZM5 180V181H6ZM35 180V179H34ZM84 180V179H83ZM86 180V179H85ZM122 180V179H121ZM128 181H130L129 179H126ZM90 181V180H89ZM188 181H191L188 183ZM4 182V181H2ZM9 182V181H8ZM7 182V183H8ZM11 182V181H10ZM17 182V181H16ZM85 182V181H84ZM54 183V182H53ZM130 183L133 185L134 183H132L130 181ZM189 184V185H188ZM136 186H138V188L140 189L141 192H139V190H135V192L137 193H142L143 192V189L138 185V184H134ZM171 185V184H170ZM238 186L240 187L239 185H242L241 187L242 188H238V189H233L232 186ZM100 187V186H99ZM183 187V188H182ZM123 188L125 191L127 189V187H121ZM176 187H174L175 189ZM235 188V187H234ZM108 189V188H107ZM105 189V190H107ZM173 189V188H172ZM178 189V188H177ZM261 187H259V190H257V196L258 198H256V201H257V204H256V207H260L258 208L254 214H253V232L254 234L256 235L257 239H263L264 240V231H262L261 227L259 225H261L262 227H264V194L262 195L261 194ZM111 190V189H110ZM113 190V189H112ZM127 190H130V189H127ZM109 191V190H108ZM130 191H134V190H130ZM104 192V191H103ZM178 192V193H179ZM235 192V191H234ZM8 194V191H1L0 190V194ZM187 193H188V190H187ZM235 194V193H234ZM246 194V193H245ZM110 198L109 200H111V202H114V205L115 206H118L117 204H120L119 207L120 209L122 210V212L124 211L123 208L126 206L124 201L126 199H123L124 196L121 194V192H117V191H112V193H108L107 194ZM253 195V194H252ZM180 196V195H178ZM192 196V195H191ZM261 196H263V198H261ZM94 197V196H93ZM128 197V196H127ZM253 197V196H252ZM254 198V199H255ZM120 199V200H119ZM122 199L124 201H122ZM251 199V197H250ZM67 200V199H66ZM181 200V199H180ZM189 199H187L186 202H188ZM192 200V199H191ZM185 201V200H184ZM196 201V200H195ZM93 202H96L95 199L93 198ZM126 203H128V201H125ZM113 204V203H112ZM187 204V203H186ZM246 204V202H245ZM125 205V206H124ZM184 205V204H183ZM190 205V204H189ZM195 205V203H194ZM218 205H219V208H218ZM225 205V204H224ZM16 206V205H15ZM113 206V207H115ZM203 206V207H201ZM216 206V207H215ZM128 207V206H127ZM166 207V206H165ZM225 207L227 206H224V209ZM132 208V206H131ZM130 208V209H131ZM138 208V207H137ZM167 208V207H166ZM228 208V207H227ZM119 209V208H118ZM117 209V211H118ZM165 209V208H164ZM229 209V208H228ZM116 210V209H115ZM197 210V209H196ZM227 211V209H225ZM253 210V209H252ZM255 210V209H254ZM253 210V211H254ZM120 211V210H119ZM117 212V214L119 215L120 213V216L123 215L121 214L122 212ZM6 211V207H4L1 203H0V220L3 219L5 217V215L10 213ZM14 213V212H12ZM129 213V212H128ZM131 213V212H130ZM194 213V212H193ZM92 214V213H91ZM132 214V213H131ZM224 214H227L224 213ZM230 214V213H229ZM237 215V214H236ZM242 215V214H241ZM41 216V215H40ZM44 216V215H43ZM93 216V214H92ZM191 216V215H190ZM9 217V216H8ZM124 217L126 218H130L129 217V214L127 215H124ZM141 217V216H139ZM230 217V216H229ZM255 217V218H254ZM92 218V217H90ZM143 218V217H142ZM142 218H138V215L136 216V219L134 217V220H130L131 222L130 223H126V219L123 218V220H121V217H119V221H118V224L120 225V228L123 227V235L130 238V240L132 241V243L134 242L135 243V246H142V247H146L147 246V250L148 251H151V250H154L157 245H158V241H157V238L159 237L160 234L157 233V228L155 227V225H157L155 223V225L153 224V222L151 221L150 223V220L148 218H146L148 220V222H144ZM198 218V219H200ZM207 218V219H208ZM131 219V218H130ZM226 218H224L225 220ZM154 220V219H153ZM194 221V219H192ZM209 220H207L209 222ZM139 221L141 222V224L139 223ZM155 221V220H154ZM163 221V220H162ZM199 221H202V220H199ZM230 221V219H229ZM2 222V220H1ZM207 222V223H208ZM237 222V221H236ZM235 222V223H236ZM97 223V222H96ZM200 223V222H199ZM205 224V222H203ZM238 223V222H237ZM159 224V223H158ZM243 224V223H242ZM122 225V226H121ZM164 225V223H163ZM162 225V227H163ZM238 225V224H237ZM241 225V224H240ZM161 226V225H160ZM159 227V225H158ZM197 227V226H196ZM238 227V226H237ZM45 228V227H44ZM47 228V227H46ZM49 228V227H48ZM58 229V228H57ZM56 229V230H57ZM158 229L161 230V227H159ZM165 229V228H164ZM164 229H162L161 231L163 232ZM55 230V229H54ZM62 231V230H61ZM187 231V230H185ZM190 231V230H189ZM166 232V231H164ZM208 232V231H207ZM209 232H212L209 230ZM238 232V230L236 231ZM235 233V235H237ZM192 231H190L189 233V236L191 238V241H189L188 243H194V240H193V235H192ZM217 233V232H216ZM240 233V231H239ZM167 234V233H166ZM54 235V234H53ZM55 235H56V232H55ZM219 235V234H217ZM122 236V235H121ZM213 236H216L213 235ZM242 236H243V239H242ZM253 236V234H252ZM161 237V235H160ZM178 237V236H177ZM255 237V236H253ZM123 238V236L121 237ZM216 239H217V242L218 241V236L217 238L214 239V244L216 242ZM120 240V239H119ZM155 242V244L153 243V241ZM256 240V239H255ZM258 240V241H259ZM260 241V242H257L256 241V244L257 246H259L260 244V247L263 246L262 248L264 249V241ZM164 243H163V246L165 248V250L167 249V240L165 238V240H163ZM116 242V241H115ZM122 242V240H121ZM124 242V241H123ZM199 243V241H197ZM221 242V241H220ZM219 242V243H220ZM223 242V241H222ZM230 242V241H229ZM234 242V241H233ZM235 243V242H234ZM117 244V243H116ZM218 244V243H217ZM247 244V243H246ZM222 245V244H221ZM245 244L242 245V249L244 251L245 248L244 247ZM118 246V245H117ZM197 246V245H196ZM224 246H225V243H224ZM106 247V246H105ZM116 247V246H115ZM200 247V246H199ZM202 247V246H201ZM151 248V250L149 249ZM198 248V247H197ZM205 248V247H203ZM233 248V249H232ZM249 248V247H248ZM120 249V248H119ZM202 249V248H201ZM238 249H236L238 251ZM208 250V249H207ZM235 250V249H234ZM247 250V249H246ZM122 251V250H120ZM125 251V250H124ZM167 252H159V254H155V256H159L157 257L159 260H160V263L161 264H184L183 263V260L181 259V254L177 251V253H175L173 250H169L167 249L166 250ZM203 251V250H201ZM210 251V250H208ZM242 251V250H241ZM248 251V250H247ZM261 251V250H260ZM147 252V251H146ZM246 252V251H245ZM108 253V252H107ZM240 254V253H239ZM250 254V253H249ZM252 254V253H251ZM121 255V254H120ZM119 255V256H120ZM247 255V254H246ZM245 255V256H246ZM115 256L117 257V254L115 253ZM262 256V255H261ZM105 257V256H104ZM163 257V258H162ZM193 257V256H192ZM240 257V256H239ZM238 257V258H239ZM242 257V256H241ZM246 257H249V256H246ZM244 257V258H246ZM120 258V257H119ZM194 258V257H193ZM233 258V257H232ZM243 258V257H242ZM56 261L57 264H59V261H58V258H54ZM111 260V258H109ZM117 258H115L114 262L116 261ZM149 259V257H148ZM248 259V258H247ZM119 259H117L118 261ZM140 260V259H139ZM138 259L136 261H139ZM239 260V259H238ZM241 260V259H240ZM250 260V259H248ZM101 261V260H100ZM103 261V260H102ZM108 261V260H107ZM113 261V260H112ZM122 261V260H121ZM135 261V260H134ZM146 261V260H145ZM228 263L226 264H231V262H233L231 260V256L230 254H228ZM245 261V260H244ZM243 261V263H244ZM106 262V261H105ZM113 262V263H114ZM133 262V261H132ZM142 262V261H139V263ZM147 262V261H146ZM225 262V260H224ZM230 262V263H229ZM236 262V260H235ZM234 262V263H235ZM260 262V261H259ZM55 263V264H56ZM102 263V262H101ZM109 262H107L106 264H108ZM138 263V262H136ZM150 262L146 263V264H149ZM233 263V264H234ZM241 263V261L239 262ZM70 264H76V262H71ZM116 264V263H115ZM118 264H119V261H118ZM142 264V263H140ZM144 264V263H143ZM237 264V263H236ZM246 264V263H245ZM249 264V262H248ZM256 264H259V263H256Z\"/></svg>", "mask_w": 264, "mask_h": 264}, {"label": "crops", "instance_id": "crops-1", "mask_svg": "<svg viewBox=\"0 0 264 264\" xmlns=\"http://www.w3.org/2000/svg\"><path fill=\"white\" fill-rule=\"evenodd\" d=\"M14 137L16 138V136H14ZM0 151L5 152V154L8 153V146H5L4 150H3V148L0 147ZM42 159L46 160L43 157H42ZM36 163L33 162L34 167L39 165V162H36ZM51 168H52V179L51 180H48V178L46 177L45 173H42V172L38 171L35 174H31V176L30 175H28V176L21 175L20 178L23 181L16 182L17 180L14 179L16 181L11 182L10 184H0V185H3V186H7L8 190H10V189L17 190V192H18L17 196L19 198H21L22 206L25 209L24 211L17 210L19 216L21 217V220H23L22 228H20L19 234H18V236L21 238L20 246L22 248H24L25 234H26V229L28 228L29 223L30 222L35 223L37 221L38 214H41L42 211H46V212L51 213L53 215L56 214V216L58 218L57 221H59V223L61 224V228L58 231L60 234L56 235V238L54 239L53 244L55 243L57 245V243H59L60 245L58 244L57 247L60 248V251L62 252L63 251V246L65 248V245L67 243H68V245H71L72 243H74L73 242L74 240H68V239H65V238L66 237H70L71 235L69 236L68 233H70V232L72 233L73 230L76 229L77 221L73 220V224H71V219L74 218L75 212H77L76 210H78L79 213L81 212L82 201H83V205L85 207L86 202L88 200L87 199L88 191L87 190H83L82 193L77 192L78 195H76V196L73 193H65V191L67 189H69L70 186H72V187L74 186L70 182V177H68L66 175V173H68V172L67 171H60L57 168V165H52ZM53 182H55V184L52 185ZM59 182L62 183V185L60 187H57V184ZM65 182L68 185L67 189L65 188L66 187V183ZM21 185H25V186H28V187L32 188V192H35V191H37L39 189V190L42 191V193L44 195H46V199H47L46 207H40V205L37 204V205L34 206L35 210L32 209V210H34V218L28 216V214H29V212L31 210H29V211L27 210L28 207H30V206H26V203L29 202L30 200H28L25 197H21ZM55 191L59 192L60 194H55ZM50 193H52V196H48V194H50ZM64 193H65V196H66L67 200L65 198H63ZM99 193H100V191H99ZM17 196L15 195V198H17ZM99 197H100V199L105 201V197H104L103 194L100 193ZM5 203L9 207H13L15 209V206L11 202L5 201ZM36 208H38V209H36ZM92 218L94 219L93 216H92ZM88 221H91V220H88ZM98 227H99V225L95 228V230H97ZM67 234H68V236L65 237V235H67ZM78 234H79V232H78ZM81 234H86V233H82V231H81ZM37 235H39V232L37 233ZM52 240H53V237H52ZM10 242L6 241L5 243H10L11 244L10 245V251L13 252L15 250L14 249V245H13L14 244V240L10 238ZM5 243H3V244L0 243V250L3 249V246L5 245ZM33 243H35V242L33 241ZM36 245H37V248H38V244H36ZM34 253L38 254V251H36ZM54 254L56 255L57 252L54 253ZM54 254L53 253L50 254V259H52V262H54L53 261L54 258H55ZM4 258L6 259V261H1L0 260V264H11L9 259H7L6 257H4ZM0 259H1V257H0ZM61 259L64 260V257L62 256V254H61ZM65 259L67 260V264H68V258L65 257Z\"/></svg>", "mask_w": 264, "mask_h": 264}, {"label": "water", "instance_id": "water-1", "mask_svg": "<svg viewBox=\"0 0 264 264\" xmlns=\"http://www.w3.org/2000/svg\"><path fill=\"white\" fill-rule=\"evenodd\" d=\"M31 80L29 79L28 81H27V84L28 85H31ZM220 102V108L222 109V108H224V102L223 101H219ZM111 172H114V170H111ZM117 184L120 186V187H127V189H130V190H139L140 191V189L138 188V186H136V185H132L131 183H130V181H128V180H126V179H122V180H120V181H118L117 182ZM156 209H164L165 208V205L164 204H162V203H160V204H157V205H155L154 206ZM189 233H190V231H181L179 234H178V237L181 239V240H183V241H186V242H189V241H191V238H190V236H189Z\"/></svg>", "mask_w": 264, "mask_h": 264}]
</instances>
